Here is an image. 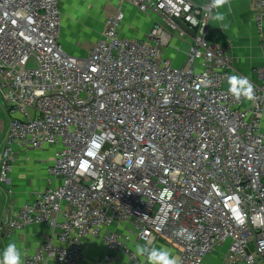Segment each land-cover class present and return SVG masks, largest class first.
<instances>
[{
	"label": "built area",
	"instance_id": "2783aa9c",
	"mask_svg": "<svg viewBox=\"0 0 264 264\" xmlns=\"http://www.w3.org/2000/svg\"><path fill=\"white\" fill-rule=\"evenodd\" d=\"M251 1L261 31L264 0ZM113 4L77 56L61 43L59 0H0V100L10 115L0 182L20 154L29 162L53 148L48 185L0 234L48 229L23 250L24 264H119L118 255L147 264L133 244L159 239L182 264H205L224 242L227 264H264V63L249 79L255 100H237L243 83L229 82L228 47L211 37L210 0ZM125 6L154 17L145 36L122 34Z\"/></svg>",
	"mask_w": 264,
	"mask_h": 264
},
{
	"label": "crops",
	"instance_id": "0c3cea01",
	"mask_svg": "<svg viewBox=\"0 0 264 264\" xmlns=\"http://www.w3.org/2000/svg\"><path fill=\"white\" fill-rule=\"evenodd\" d=\"M110 1L113 3L115 2V0ZM192 1L197 4L203 2V0ZM125 7L126 21L122 26V32L128 35V31L132 30V27H137L138 20H143L145 31H147L154 17L152 15H143L132 7ZM113 11L114 9L110 7L108 11H106L105 16H108ZM225 11L226 20L224 23L227 24V27L222 29L221 23L212 18L210 21L211 37L219 43L227 45L228 53L232 58V74L253 79V68L264 63V24L261 31H259L253 23L251 19V0H232L231 9ZM174 44H178L177 40H174ZM181 47H185L186 50V45H182ZM183 59L184 57L182 55V59L177 60L176 58V62L180 64ZM2 105L5 107L6 112L4 115L0 116V163L10 125L8 109L3 102ZM52 152L53 148L51 146L42 150H33L30 154L31 160L29 162H25L22 159V155H19V159L14 163L12 171L9 173L7 182H0V222L6 220L13 209L19 208L28 200L32 191L42 189L48 185L50 175L46 168L50 164ZM47 236H49V231L45 226L29 227L24 231L13 233L9 237L0 234V253H2L3 249L10 241H14L23 252L24 249L35 246ZM136 246V243L133 244L135 250ZM154 247L167 248L174 256L178 257V247L172 245L165 239H159ZM86 248L88 261H93L100 251L99 243L97 241L92 242V244L88 247L86 246ZM227 248L228 243L226 242L216 247L206 257L205 264H227ZM140 258L147 263L145 257ZM117 261L119 264H131L124 255H118Z\"/></svg>",
	"mask_w": 264,
	"mask_h": 264
},
{
	"label": "rangeland",
	"instance_id": "374dc122",
	"mask_svg": "<svg viewBox=\"0 0 264 264\" xmlns=\"http://www.w3.org/2000/svg\"><path fill=\"white\" fill-rule=\"evenodd\" d=\"M59 3L63 15L61 43L68 52L78 56L96 40V36L103 28L106 11L110 7L114 9V4L110 0H59ZM79 14L84 15V18L76 20L81 17ZM142 21L138 20L137 27H132L128 35L145 36L147 31ZM122 34L127 35L123 32ZM171 44H174V40ZM180 50L185 52V47H181ZM168 54L173 55L175 51L170 48ZM181 59L182 54L179 53L177 60ZM5 112L6 109L0 101V116Z\"/></svg>",
	"mask_w": 264,
	"mask_h": 264
},
{
	"label": "clouds",
	"instance_id": "9594fccd",
	"mask_svg": "<svg viewBox=\"0 0 264 264\" xmlns=\"http://www.w3.org/2000/svg\"><path fill=\"white\" fill-rule=\"evenodd\" d=\"M232 0H210L208 7L215 10L213 19L220 22L222 29L227 27L224 23L226 20V11L230 10ZM229 82L236 80L243 83V87L233 92L234 97L239 100L241 98L248 101L255 100V86L244 76L232 75L228 77ZM231 91V89H230ZM142 162V161H140ZM186 230H180L177 235L184 237ZM135 254L138 257H145L147 264H182L179 257L174 256L167 248L147 247L145 245H137ZM0 264H23V252L14 241H10L0 253Z\"/></svg>",
	"mask_w": 264,
	"mask_h": 264
},
{
	"label": "bare ground",
	"instance_id": "6f19581e",
	"mask_svg": "<svg viewBox=\"0 0 264 264\" xmlns=\"http://www.w3.org/2000/svg\"><path fill=\"white\" fill-rule=\"evenodd\" d=\"M79 15H81V17L80 18H76V20L84 18V15H82V14H79Z\"/></svg>",
	"mask_w": 264,
	"mask_h": 264
}]
</instances>
